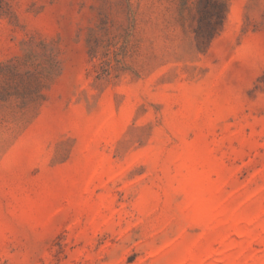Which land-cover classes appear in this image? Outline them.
Wrapping results in <instances>:
<instances>
[{
	"label": "rangeland",
	"instance_id": "rangeland-1",
	"mask_svg": "<svg viewBox=\"0 0 264 264\" xmlns=\"http://www.w3.org/2000/svg\"><path fill=\"white\" fill-rule=\"evenodd\" d=\"M0 264H264V0H0Z\"/></svg>",
	"mask_w": 264,
	"mask_h": 264
}]
</instances>
